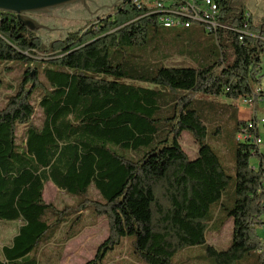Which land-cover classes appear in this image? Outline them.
<instances>
[{
	"label": "trees",
	"instance_id": "16d2710c",
	"mask_svg": "<svg viewBox=\"0 0 264 264\" xmlns=\"http://www.w3.org/2000/svg\"><path fill=\"white\" fill-rule=\"evenodd\" d=\"M127 2L128 10L60 39L36 36L0 12V221L19 222L1 247L0 264H40L39 249L61 226L100 216L108 220L109 235L85 264H103L125 236L133 237V253L143 264H173L177 252L198 246L215 264L252 255L264 264L259 124L253 115L240 119L235 103L264 96L255 83L262 76L264 25L259 34L261 22L255 25L243 5L235 11L229 0H218L217 18L232 30L214 34L217 56L196 57L194 66L170 65L145 57L150 39L160 27L198 29L166 28L161 13ZM14 62L21 63L16 84L4 80ZM225 117L233 119L235 141L234 195L228 200L230 176L205 141L210 128L223 133ZM184 131L198 143L194 158L180 145ZM252 156L257 168L250 166ZM48 181L75 197L88 216L77 210L65 215L46 203ZM91 189L99 198L89 195ZM221 211L224 220L216 225ZM229 219V246L218 250L206 242V232Z\"/></svg>",
	"mask_w": 264,
	"mask_h": 264
},
{
	"label": "rangeland",
	"instance_id": "374dc122",
	"mask_svg": "<svg viewBox=\"0 0 264 264\" xmlns=\"http://www.w3.org/2000/svg\"><path fill=\"white\" fill-rule=\"evenodd\" d=\"M244 12L252 15V20L255 25L264 21V0H251L246 5L241 7ZM240 8L235 9L237 11ZM80 11V10H79ZM42 22L47 27H43L46 34L45 37L54 39L57 37L58 30H49V27L58 28L60 31L77 30L85 24L79 18L78 9L75 5H69L54 9L46 14L41 15ZM87 25V24H86ZM55 26V27H53ZM197 31L176 30L171 31L160 27V30L149 41V49L145 52V57L153 59L154 56L170 65L176 66H194L196 61L194 58H205L208 55L217 56L218 49L216 48L215 38L213 33L207 35L198 25L194 23ZM41 32V31H39ZM167 32H173L168 34ZM253 34L258 32L251 31ZM255 32V33H254ZM179 37H175L176 34ZM61 35V33H60ZM264 38V32L263 36ZM44 58L43 56H39ZM21 63L14 62L10 64V73L4 74V80L16 84L21 75ZM261 70L257 75H262L260 81L255 82L264 87V41L263 49L260 52ZM255 92H258L257 85L254 86ZM10 90L3 89V94H8ZM259 99L253 101L252 98H240L235 101L237 105V115L240 119L248 120L251 114L256 118L259 124V135L262 143L259 145L260 152L263 155L264 161V123H260V119L264 117V96H258ZM220 103L225 100L218 99ZM231 103L230 101H225ZM4 103V98L0 97V107ZM38 113L34 117L37 121ZM24 128L21 126L18 130V135L21 136ZM212 128L208 130V135L205 141L216 151L225 172L230 176L224 192L225 199L233 198L234 195V158H235V141L233 135V119L225 117L223 119V133H212ZM214 131V130H213ZM180 145L183 151L189 158H194L197 155L198 143L188 132H182ZM250 166L258 167V158L252 156L250 158ZM89 195L94 198H99L98 194L91 189ZM43 199L46 203L52 204L56 209L62 211L65 215L71 214L74 210L78 213H83L82 216H88L87 212H81L78 208V200L68 195L66 192L58 189L52 182L48 181L44 185ZM224 211L218 215L216 225L224 220ZM66 224V223H64ZM19 222H1L0 221V249L4 244H8L17 232ZM259 236H264V228H259ZM109 235V225L106 217L100 216L94 220L87 217L81 224L63 225L59 228L54 238L39 249L38 260L40 264H85L93 259L99 245L107 239ZM232 235V220L224 221L221 228L215 230L208 229L206 232V242L218 250L226 249L229 246ZM69 237V238H68ZM68 238V239H66ZM133 237L125 236L113 250L106 253L103 264H143V262L133 253ZM206 250L202 246L187 248L177 252L172 258L173 264H215V262L206 255ZM207 256V257H206ZM234 264H257L256 256L252 255L244 259L236 261Z\"/></svg>",
	"mask_w": 264,
	"mask_h": 264
},
{
	"label": "built area",
	"instance_id": "2783aa9c",
	"mask_svg": "<svg viewBox=\"0 0 264 264\" xmlns=\"http://www.w3.org/2000/svg\"><path fill=\"white\" fill-rule=\"evenodd\" d=\"M138 9L145 7L148 12H159L161 24L166 28L189 27L194 23L202 26L205 33H217L219 29H231L225 22L218 20L220 14L218 0H129ZM248 24L247 16L245 26ZM247 32H240L246 34ZM242 40V37L239 36ZM264 123V117L260 119ZM257 143L261 142L257 136Z\"/></svg>",
	"mask_w": 264,
	"mask_h": 264
},
{
	"label": "flooded vegetation",
	"instance_id": "af4514ba",
	"mask_svg": "<svg viewBox=\"0 0 264 264\" xmlns=\"http://www.w3.org/2000/svg\"><path fill=\"white\" fill-rule=\"evenodd\" d=\"M249 1L251 0H229L231 4V8H233V10L240 8L241 5L243 6L246 5ZM86 3L88 4L89 9H85L84 6L80 2H75L72 4V5H75L76 8L78 9L79 18L82 16L83 20L81 22L84 23L85 25L86 24H90V25L100 24V22H102L104 19L111 17L115 11H118L121 9H125V10L129 9V2H127V0H86ZM59 8L60 7H58V9ZM53 10L54 9H51L50 11H53ZM46 13L48 12H42V11L30 12V13H27L26 16L30 17L34 21H37L40 25L45 26L48 29V26H46V24L42 22L43 18L41 16L42 14H46ZM11 15L16 18V21L20 22L17 19L16 14H11ZM263 25H264V21L261 22V26ZM49 30H52V31L58 30L59 32H57L58 35L56 37L58 39H60L63 36V34L67 32V31H60V27L54 28V29H52V27H49ZM42 31H44V29L40 28L37 31H32V32H34L36 36L47 38L45 37V35H42V34H46V30L45 32H42Z\"/></svg>",
	"mask_w": 264,
	"mask_h": 264
},
{
	"label": "water",
	"instance_id": "95a60500",
	"mask_svg": "<svg viewBox=\"0 0 264 264\" xmlns=\"http://www.w3.org/2000/svg\"><path fill=\"white\" fill-rule=\"evenodd\" d=\"M80 2L85 9L88 8L86 0H0V12L16 14L17 19L29 30L37 31L45 26L40 25L30 17L26 16L30 12H49L51 9L71 5ZM260 32L262 26L260 25Z\"/></svg>",
	"mask_w": 264,
	"mask_h": 264
},
{
	"label": "crops",
	"instance_id": "0c3cea01",
	"mask_svg": "<svg viewBox=\"0 0 264 264\" xmlns=\"http://www.w3.org/2000/svg\"><path fill=\"white\" fill-rule=\"evenodd\" d=\"M197 31V30H196ZM262 87V86H261ZM262 89L264 90V87H262ZM252 115V114H251ZM5 223H7V222H5ZM15 235V234H14ZM0 251H1V249H0Z\"/></svg>",
	"mask_w": 264,
	"mask_h": 264
}]
</instances>
